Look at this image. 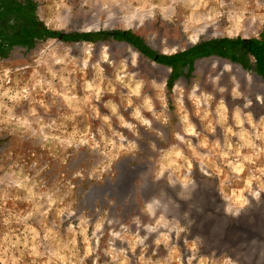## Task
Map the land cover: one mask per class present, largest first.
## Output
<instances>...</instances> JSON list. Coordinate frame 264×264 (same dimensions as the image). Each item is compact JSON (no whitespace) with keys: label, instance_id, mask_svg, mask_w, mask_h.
<instances>
[{"label":"rangeland","instance_id":"rangeland-1","mask_svg":"<svg viewBox=\"0 0 264 264\" xmlns=\"http://www.w3.org/2000/svg\"><path fill=\"white\" fill-rule=\"evenodd\" d=\"M194 85L263 112L264 0H0V264H248L238 224L264 198L233 217L202 166L164 160L172 101ZM156 109L150 126L135 115ZM161 214L169 227L147 233Z\"/></svg>","mask_w":264,"mask_h":264},{"label":"crops","instance_id":"crops-1","mask_svg":"<svg viewBox=\"0 0 264 264\" xmlns=\"http://www.w3.org/2000/svg\"><path fill=\"white\" fill-rule=\"evenodd\" d=\"M172 106L178 126L175 131L177 141L167 147L166 151L168 153L179 151L180 156L187 161V165L202 166L208 177L214 180V186L218 191L216 197L220 201L224 200L222 193L230 196L241 189H244L243 195L248 200L249 198L253 200L247 190L249 182L252 191H258L260 197L264 198V187H262L264 185V109L261 110L262 113L256 112L258 115L240 109L243 123H238L237 107H228L229 105L220 99H208L207 103L203 99L200 101V107H197L195 101L190 100L188 96L177 97L172 101ZM140 114L142 116V113ZM129 115L132 124L143 125L135 119L133 110ZM143 116L153 117L155 121L164 117L160 109L154 110L150 116L145 112ZM190 128L192 131L189 130ZM236 170L243 172V175L236 176ZM228 177L230 181H227ZM261 212H264V201L256 204V210L250 211L256 219L259 217L264 219ZM255 236L264 238V232L259 229ZM261 239H256L255 243L257 261L264 259V256H260V250L264 247V241Z\"/></svg>","mask_w":264,"mask_h":264},{"label":"clouds","instance_id":"clouds-1","mask_svg":"<svg viewBox=\"0 0 264 264\" xmlns=\"http://www.w3.org/2000/svg\"><path fill=\"white\" fill-rule=\"evenodd\" d=\"M197 87L196 85L193 86V89H192V99H194L195 103L197 105H199L200 101H201V97H197L195 95L196 91H197ZM223 91V89H221ZM235 95L237 97H239L240 95H242L239 91H236L235 92ZM203 99L205 101V103H207L208 99H210L209 96L207 95H204L203 96ZM251 103V101H247L245 106H249ZM221 107H223V105H221ZM240 109L237 108L236 110V119H237V122L238 123H243V121L241 120L240 118ZM136 117L138 119H141L142 123L146 126H150L151 122L150 120H148L147 118H143L141 117V114L140 112L137 110L136 113H135ZM250 115V114H249ZM186 119V117H185ZM26 123V121H25ZM126 127H128L129 129H132L134 127V125H132L131 123L127 124ZM190 131H192V129L190 128L189 129ZM123 139V137H121ZM136 145L133 144L132 147H135ZM172 155H175L177 157H179L181 155V153L179 151H174L172 153H168L167 156L164 157V160L167 161L168 160V157L169 156H172ZM173 164H175V161H171L170 163L168 162H165L163 163L161 169H160V172L158 173L156 179H160L163 175V170L164 168H168V167H171ZM239 170V169H237ZM178 171V169H177ZM175 183V181L173 180H169V184L170 185H173ZM181 184H182V187L184 189H187L189 184H194V181L192 180H189L187 178L183 179L181 181ZM262 187H264V185H262ZM250 193V195L253 197V199H259L260 197V193L258 191H252L251 187H250V182H249V187L247 189ZM243 192H244V189H241L237 192H233L230 196L227 194V193H222L221 196H222V199H224L225 201V207H224V212L226 214H229L233 217H238L240 214H241V211L242 209L248 205L250 203V201L248 200L247 197H245L243 195ZM189 197H184V199H189ZM229 201H232V203H229ZM161 207H164L166 208L167 206L166 205H162L161 201L158 199V198H153L151 201L147 202L144 206V209L143 211H145L149 216H156V212H157V209L158 208H161ZM185 216H188V213H185ZM133 222L137 224V226L139 227L141 222L139 220V217H136L133 219ZM82 224H85L86 222L85 221H81ZM169 223L170 221L166 220L164 215L161 214V216L156 220V223L155 224H145L143 225L144 228L146 229L147 233H152V232H156L157 229L160 227V226H163V227H169ZM101 227V223H97L96 225V229L99 230ZM122 227H127V226H122ZM170 231L172 230H176L178 232H182V231H185V228L183 226H181L179 224V221L177 220L173 225L172 227L169 229ZM113 236H116V237H120V233L119 232H113L112 233ZM163 236V239L165 241L168 240V235L167 234H162ZM147 235H145L144 237H140L137 235L136 237V240L141 244L143 245L144 244V241L147 239ZM157 243H159L160 241L157 240L156 241ZM135 246V245H134ZM222 264H234V261L231 260L230 257H225Z\"/></svg>","mask_w":264,"mask_h":264},{"label":"water","instance_id":"water-1","mask_svg":"<svg viewBox=\"0 0 264 264\" xmlns=\"http://www.w3.org/2000/svg\"><path fill=\"white\" fill-rule=\"evenodd\" d=\"M245 216H247L248 218L247 222L245 221L244 223H237L241 229V234L237 240L236 246L241 250V252H243V254H245L242 259L245 263L264 264V259L258 262L256 259V255H253L252 257L250 256V250L253 245V236H255L256 232H258L259 229L264 232V219H261V217H259V219H256V216L252 213H248ZM261 216H264V212H261ZM212 219V222L205 225L207 229H210L209 236L212 240H221L219 235H221L222 233L216 230V222L214 218ZM252 230H255V232H252ZM261 240L264 241V238Z\"/></svg>","mask_w":264,"mask_h":264},{"label":"bare ground","instance_id":"bare-ground-1","mask_svg":"<svg viewBox=\"0 0 264 264\" xmlns=\"http://www.w3.org/2000/svg\"><path fill=\"white\" fill-rule=\"evenodd\" d=\"M121 180L119 179V181L118 182H120ZM245 222V221H244ZM244 222H240V223H244ZM246 222H247V220H246Z\"/></svg>","mask_w":264,"mask_h":264}]
</instances>
